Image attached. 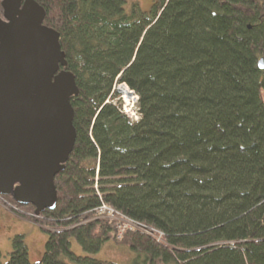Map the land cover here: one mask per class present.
Wrapping results in <instances>:
<instances>
[{"label": "trees", "instance_id": "1", "mask_svg": "<svg viewBox=\"0 0 264 264\" xmlns=\"http://www.w3.org/2000/svg\"><path fill=\"white\" fill-rule=\"evenodd\" d=\"M34 1L77 87L75 140L53 210L33 215L0 195L46 233L39 261L18 234L3 264H116L91 257L106 242L127 247L129 264H264V0H155L144 12L126 0ZM118 85L137 96L136 122ZM101 206L160 241L118 239Z\"/></svg>", "mask_w": 264, "mask_h": 264}, {"label": "water", "instance_id": "2", "mask_svg": "<svg viewBox=\"0 0 264 264\" xmlns=\"http://www.w3.org/2000/svg\"><path fill=\"white\" fill-rule=\"evenodd\" d=\"M0 17V195L53 210L54 177L72 151L74 77L56 32L34 0H2ZM264 69V61H258Z\"/></svg>", "mask_w": 264, "mask_h": 264}, {"label": "rangeland", "instance_id": "3", "mask_svg": "<svg viewBox=\"0 0 264 264\" xmlns=\"http://www.w3.org/2000/svg\"><path fill=\"white\" fill-rule=\"evenodd\" d=\"M154 1L155 0H126V9L129 8L131 3H137L140 10L144 12L151 7ZM115 92L120 97L117 101V104L119 103L120 105L121 103V106L123 105L124 111L127 112L131 118H133L132 113L134 111H130L129 109L132 106V99L125 95L129 93L128 90H126L127 93L123 94L122 88L118 90L116 86ZM28 213L30 212L28 211ZM18 234L22 235L24 238V242L28 250L29 263H35L39 261L44 252L46 233L34 223L19 218L12 211H9L0 204V264H3L7 261L8 255L12 249L11 239L14 235ZM70 241V250L73 252V254L76 256H84L85 254L77 242L74 239H71ZM91 257L97 260L113 262L116 264H129L135 255L130 252L127 247L116 245L113 242H106L101 247L100 251ZM154 264L174 263L155 262Z\"/></svg>", "mask_w": 264, "mask_h": 264}, {"label": "built area", "instance_id": "4", "mask_svg": "<svg viewBox=\"0 0 264 264\" xmlns=\"http://www.w3.org/2000/svg\"><path fill=\"white\" fill-rule=\"evenodd\" d=\"M119 87L122 89L128 90V88L125 85H118L117 86L118 90L120 89ZM128 92L129 93H127V96H129V98L132 99V101H131L132 106L129 109H130V111H134L132 113L133 118H131V116H129L127 114V112L124 111L123 105L121 106V103H120V110L122 111L123 114H125L127 116V118L131 122H136L139 119V115L137 113V96L130 90H128ZM126 103H127V101H126ZM97 214L102 216V217L115 219L117 221V238L118 239H120V237L123 235L124 232L135 230V231L143 232V233L149 235L150 237L155 238L157 241H160L161 235L159 233H157L156 231L149 230V229L145 228L144 226H142L138 223H135L131 220H128L126 218H117V216H115L113 211L110 210L106 206L99 207L97 210Z\"/></svg>", "mask_w": 264, "mask_h": 264}, {"label": "bare ground", "instance_id": "5", "mask_svg": "<svg viewBox=\"0 0 264 264\" xmlns=\"http://www.w3.org/2000/svg\"><path fill=\"white\" fill-rule=\"evenodd\" d=\"M122 90H123V92H122L123 94H124V93H127L126 90H124V89H122ZM125 95H127V94H125Z\"/></svg>", "mask_w": 264, "mask_h": 264}]
</instances>
